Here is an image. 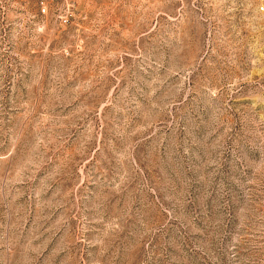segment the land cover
<instances>
[{
	"label": "rangeland",
	"instance_id": "rangeland-1",
	"mask_svg": "<svg viewBox=\"0 0 264 264\" xmlns=\"http://www.w3.org/2000/svg\"><path fill=\"white\" fill-rule=\"evenodd\" d=\"M71 1L0 0V264H264V0Z\"/></svg>",
	"mask_w": 264,
	"mask_h": 264
},
{
	"label": "built area",
	"instance_id": "built-area-1",
	"mask_svg": "<svg viewBox=\"0 0 264 264\" xmlns=\"http://www.w3.org/2000/svg\"><path fill=\"white\" fill-rule=\"evenodd\" d=\"M55 1H61V2L65 3L66 6L69 8V9H68V12H67V14H66L67 16L65 15V16H63V18H62V23H66V22L69 20L68 17L71 16V11H72V7H73V5H72V1H71V0H55Z\"/></svg>",
	"mask_w": 264,
	"mask_h": 264
}]
</instances>
